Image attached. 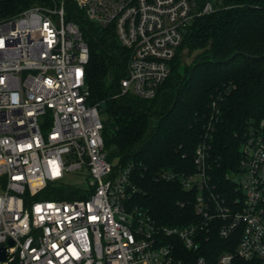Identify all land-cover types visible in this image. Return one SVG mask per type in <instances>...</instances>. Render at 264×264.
<instances>
[{"label":"built area","instance_id":"obj_1","mask_svg":"<svg viewBox=\"0 0 264 264\" xmlns=\"http://www.w3.org/2000/svg\"><path fill=\"white\" fill-rule=\"evenodd\" d=\"M73 1L79 18L112 28L128 51L113 98L140 100L157 95L186 29L222 7ZM64 3L0 20V264H264V120L248 126L238 164L224 177L229 187L213 181L211 135L196 145L192 173L159 174L192 194L196 215L187 225H160L133 199V165L115 170L107 159L101 110L90 104L85 78L89 48ZM68 175L85 185L65 183ZM58 184L77 194L35 198Z\"/></svg>","mask_w":264,"mask_h":264},{"label":"trees","instance_id":"obj_2","mask_svg":"<svg viewBox=\"0 0 264 264\" xmlns=\"http://www.w3.org/2000/svg\"><path fill=\"white\" fill-rule=\"evenodd\" d=\"M54 1L0 0V20L36 4L53 6ZM221 3L220 10L186 29L169 76L151 100L113 98L125 76L128 51L112 28L79 18L73 0L64 3L66 20L80 25L89 48L85 78L89 102L101 110L107 159L115 170L133 165L131 179L138 190L133 199L160 225H187L196 215L192 194L159 174L192 173L195 147L211 135L213 181L229 187L224 177L238 164L248 126L264 120V0ZM184 48L189 56L202 53L182 64ZM76 194L62 184L47 185L35 198L62 200Z\"/></svg>","mask_w":264,"mask_h":264},{"label":"water","instance_id":"obj_3","mask_svg":"<svg viewBox=\"0 0 264 264\" xmlns=\"http://www.w3.org/2000/svg\"><path fill=\"white\" fill-rule=\"evenodd\" d=\"M202 53V50L196 51L195 53H193L191 56H189L188 54V50L187 49H183L181 54H180V59H181V63L182 64H189L190 62H192L194 59H196L200 54ZM173 108V105L171 106V109ZM170 111V110H169ZM12 243L10 242V245ZM0 258L4 259L5 258V253L3 248L0 249Z\"/></svg>","mask_w":264,"mask_h":264},{"label":"rangeland","instance_id":"obj_4","mask_svg":"<svg viewBox=\"0 0 264 264\" xmlns=\"http://www.w3.org/2000/svg\"><path fill=\"white\" fill-rule=\"evenodd\" d=\"M213 1V0H212ZM65 183H74L78 184L80 186H84V177L83 176H78V175H68L64 178Z\"/></svg>","mask_w":264,"mask_h":264}]
</instances>
